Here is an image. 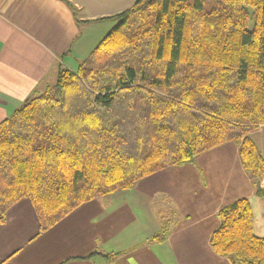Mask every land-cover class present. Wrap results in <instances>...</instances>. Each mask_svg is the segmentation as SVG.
I'll list each match as a JSON object with an SVG mask.
<instances>
[{"label":"trees","instance_id":"trees-1","mask_svg":"<svg viewBox=\"0 0 264 264\" xmlns=\"http://www.w3.org/2000/svg\"><path fill=\"white\" fill-rule=\"evenodd\" d=\"M109 19L75 73L60 69L0 124V226L27 200L45 233L86 203L229 143L264 181L249 137L264 127V0H137ZM218 219L217 256L264 264L246 199ZM166 237L162 228L150 242Z\"/></svg>","mask_w":264,"mask_h":264},{"label":"crops","instance_id":"crops-1","mask_svg":"<svg viewBox=\"0 0 264 264\" xmlns=\"http://www.w3.org/2000/svg\"><path fill=\"white\" fill-rule=\"evenodd\" d=\"M136 1L0 0V124L53 87L60 69L75 73L115 26L109 18ZM249 137L264 160V127ZM255 182L264 188L245 173L238 146L229 143L130 191L86 203L45 233L24 200L0 226V264H231L212 251L210 238L219 212L246 199L253 234L264 240V203ZM162 228L166 239L150 242Z\"/></svg>","mask_w":264,"mask_h":264},{"label":"rangeland","instance_id":"rangeland-1","mask_svg":"<svg viewBox=\"0 0 264 264\" xmlns=\"http://www.w3.org/2000/svg\"><path fill=\"white\" fill-rule=\"evenodd\" d=\"M51 88V87H50ZM36 96H38V95H36Z\"/></svg>","mask_w":264,"mask_h":264}]
</instances>
